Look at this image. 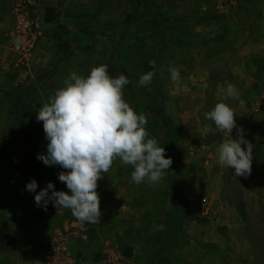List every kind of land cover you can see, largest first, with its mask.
I'll use <instances>...</instances> for the list:
<instances>
[{
  "label": "rangeland",
  "instance_id": "374dc122",
  "mask_svg": "<svg viewBox=\"0 0 264 264\" xmlns=\"http://www.w3.org/2000/svg\"><path fill=\"white\" fill-rule=\"evenodd\" d=\"M51 2L43 5V16L55 21L38 47L41 59L19 67L12 79L11 91L22 97L33 83L14 120L8 114L5 89L0 90V264H45L54 232L73 216L70 209L57 210L51 202L47 210L36 206L34 196L47 182L69 192L58 178L67 170L37 159L38 153H46L48 141L36 114L71 72L87 75L100 64L108 66L110 76L128 78L124 99L146 116L150 136L165 148L172 164L159 182L136 184L132 167L114 161L97 182L101 218L98 224L90 223L92 240L82 250L70 244L75 264H133L129 243L137 219L124 215L117 226L111 225L102 211L107 206L111 210L113 202L129 210L142 208L143 216L149 205L153 224L167 227L166 255L158 256L160 248L155 247L153 261L142 263L138 254L137 264H229V259L241 258L244 242L246 263L264 264V0ZM153 60V82L138 86L139 77L153 71ZM169 66L179 69L178 81L171 80ZM229 83L244 101H228L236 124L254 145L247 178L235 177L234 169L218 164L217 147L225 137L205 117ZM161 104L168 109L174 143ZM206 125L213 131L205 133ZM231 137L237 138L235 128ZM31 180L37 183L35 192L26 189ZM203 197L212 203L207 216L198 214ZM180 200L199 221L180 215ZM241 228L244 242H236L231 235ZM95 230L101 234L96 239ZM142 234L139 230L140 238ZM219 238L228 247H219Z\"/></svg>",
  "mask_w": 264,
  "mask_h": 264
},
{
  "label": "clouds",
  "instance_id": "9594fccd",
  "mask_svg": "<svg viewBox=\"0 0 264 264\" xmlns=\"http://www.w3.org/2000/svg\"><path fill=\"white\" fill-rule=\"evenodd\" d=\"M153 71L139 77L138 86H147L155 77L156 61L150 62ZM173 82L179 80V69L168 67ZM129 83L124 74L110 76L108 66H93L87 75L71 72L63 86L57 88L36 114L43 122L48 141L46 153H38L37 159L45 165H59L67 171L58 178L69 192L57 191L52 182L36 192V206L47 210L49 202L58 209H70L81 222L100 223V199L97 182L103 178L117 159L132 167L131 178L136 184L159 182L169 170L172 159L165 156V148L150 136L143 113L138 114L124 99V87ZM229 100L244 101L238 88L229 83L206 119L215 125V131L224 139L217 147L218 164L234 169L235 177L247 178L251 173L254 145L245 139L244 129L237 126L235 109ZM236 129L237 138L231 133ZM205 126L204 132H212ZM243 145V147H242ZM37 183L31 180L26 189L35 192ZM51 189V194H49ZM163 228V225L158 226Z\"/></svg>",
  "mask_w": 264,
  "mask_h": 264
},
{
  "label": "crops",
  "instance_id": "0c3cea01",
  "mask_svg": "<svg viewBox=\"0 0 264 264\" xmlns=\"http://www.w3.org/2000/svg\"><path fill=\"white\" fill-rule=\"evenodd\" d=\"M12 1L13 0H0V90L1 89L11 90V88L13 86V83H12L13 76H15V74H16L15 72L19 68V66H15V64H13L14 54L10 49L11 31H12V27H13ZM51 1L52 0H39L36 7H35L36 15L38 16L39 21L43 24V29H42L43 33H42V36L40 37L39 43L37 45V48L35 50L33 57L31 58V60L34 59L35 61L36 60L38 61L39 59H41L42 52L38 49V47L42 43L41 41L43 40L45 35H47L50 32L49 30H51V27H53V23L55 21V18L49 15L51 17V20L46 21L45 16H43V10H44L43 5L48 3V2H51ZM47 15L48 14H46V16ZM29 64L30 63H28V65ZM7 110H8V108H7ZM203 198L206 199V204L208 205L207 209H208L209 213H212L213 208H212L211 200H209L207 197H203ZM203 198H201L200 205L198 206L199 212L201 211L200 207H201V203H202ZM134 201H136V200H132V202H134ZM119 204H121V203L113 202L111 204L113 206V208L111 210H109L108 206L106 205L107 207L105 206L106 208H103L102 214L107 216V219L110 218V222L112 223L111 225L115 224L116 226L121 221L120 218L123 217L124 215H130L131 218L133 217L134 219H137V220H135V223H133V225H132L133 235H132L131 242L129 243L130 246L132 247V259H131L132 262L131 263L137 264L136 256L138 254L141 255V257H142V263L143 262L148 263V259L151 260V258L153 261L155 259V256H154L152 251L155 247L160 248V251L157 254L158 256H160V253L161 254L163 253L164 255H166L165 250H166V247L168 244V239L166 237L167 227L164 226V224H159L158 222L153 224V222H154L152 220L153 218L151 216H148L149 205L145 206L147 215L143 216L142 208L136 207L134 210H129L128 207L126 208L124 205H123V208H121L122 206ZM136 210H140V212H138V211L136 212ZM199 212H198V214L200 215ZM110 214H112L113 216H108ZM191 220H193V219H191ZM162 222L163 221H161V223ZM232 222H235V221H232ZM154 225H156V226L154 227ZM160 225H163L162 229L158 227ZM95 227H96V225H95ZM236 227H238L237 222H236ZM97 228H99V226H97ZM139 230H142V232H143L142 237L143 238H140L138 236ZM90 231H91V229H90ZM97 231H98L99 235L96 234ZM97 231L95 230V232H94V238L95 239H96V237L101 236V234L99 233V230H97ZM233 234H235V236L233 237L231 235V238L234 241L244 242L243 241L244 233H243L242 228L239 229L238 232H235ZM90 236H91V232H90ZM223 239L224 238H219L215 243L218 244L219 247H223V248L228 247L226 240L225 239L223 240ZM91 240L92 239H90V241ZM136 240H138L140 242H137ZM86 246H88V245H84L83 243H80V242H77L75 244V247L77 249H80V250L84 249ZM242 250H243V252L240 254L241 258L229 259V264H249V263H246V261H245L247 255H248V248H247V244L245 242L243 244ZM194 255L195 254H193V255L190 254L191 257H193ZM189 261L190 262H193V261L196 262L195 260H191V259ZM179 264H182V263L180 262Z\"/></svg>",
  "mask_w": 264,
  "mask_h": 264
},
{
  "label": "built area",
  "instance_id": "2783aa9c",
  "mask_svg": "<svg viewBox=\"0 0 264 264\" xmlns=\"http://www.w3.org/2000/svg\"><path fill=\"white\" fill-rule=\"evenodd\" d=\"M39 0H13L12 15L13 27L11 31L10 49L14 54L15 66L28 64L33 57L40 37L43 33V24L39 21L35 7ZM206 199H202V216H207ZM91 225L81 222L74 216L63 221L54 232L52 239L47 245L45 264H75L70 250L72 243H88L90 241Z\"/></svg>",
  "mask_w": 264,
  "mask_h": 264
},
{
  "label": "trees",
  "instance_id": "16d2710c",
  "mask_svg": "<svg viewBox=\"0 0 264 264\" xmlns=\"http://www.w3.org/2000/svg\"><path fill=\"white\" fill-rule=\"evenodd\" d=\"M133 17L138 23H141L140 22V17H139V15L136 12H134V16ZM45 20L46 21H50L51 17L49 15H47L45 17ZM32 88H33V83L30 84V86L27 88V90L25 91L26 92L25 96H23V97L21 96V93L19 91L18 92L11 91V90L3 91V93L5 95V98H6V101L8 103V114H9L11 120L15 119L16 113L18 112L19 108L24 106V104L27 102L28 96H29L30 91L32 90ZM160 109H161L163 122L165 123V125H168L169 133H170V139L174 143L176 136H175V133L173 131V125L171 123V119H170V116H169L168 109L165 107L164 104H161ZM177 194L179 196V193H177ZM179 204H180L179 209L181 211V214H180L181 216H185V217H188V218L193 219V220H198V218L188 214V210L185 208L183 201L180 200ZM205 221L206 220H204V222Z\"/></svg>",
  "mask_w": 264,
  "mask_h": 264
}]
</instances>
